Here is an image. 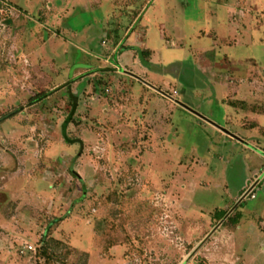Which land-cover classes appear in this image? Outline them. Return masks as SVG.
<instances>
[{
	"label": "rangeland",
	"instance_id": "374dc122",
	"mask_svg": "<svg viewBox=\"0 0 264 264\" xmlns=\"http://www.w3.org/2000/svg\"><path fill=\"white\" fill-rule=\"evenodd\" d=\"M1 1L0 264H264V0Z\"/></svg>",
	"mask_w": 264,
	"mask_h": 264
},
{
	"label": "crops",
	"instance_id": "0c3cea01",
	"mask_svg": "<svg viewBox=\"0 0 264 264\" xmlns=\"http://www.w3.org/2000/svg\"><path fill=\"white\" fill-rule=\"evenodd\" d=\"M102 1V0H101ZM219 3L220 2H217L215 5V7L213 8L214 10H216L215 12H216V14H215V12L212 10V9H210V13L211 14H215L214 16H213V21L215 22V20H216V23H218V24H221V23H225V25H224V30L226 31V30H228L229 29V26H231L230 25V23H228L229 21H232V19L230 18V17H228V15H230V13L229 14H227L226 12L228 11V8H227V5L228 4H223V5H219ZM228 6H231L230 4L228 5ZM224 9V10H223ZM206 12V11H205ZM105 13V12H104ZM138 16V15H137ZM139 18V16L138 17H135V19H134V21L136 22V20ZM187 22H189V23H192V24H194V20H192V19H187L186 20ZM212 21V22H213ZM208 22H210V21H208ZM143 25H144V23H143ZM145 26V25H144ZM207 26H213L214 27V29L216 30V31H218V28L215 26V24L214 25H210V23H207ZM148 26L146 25V28H144L143 30L145 31V29H148L147 28ZM209 29H211V28H209ZM150 31H152V29L150 30ZM142 36V35H141ZM139 34L137 35V41H134L133 43H131V44H126L125 45V51L123 52L124 54H123V57H122V59L124 60V61H126V62H130V63H132L133 61H134V59H133V55H136V58H137V60L139 61V63H140V65L143 67V62L141 61V59H139L138 57H139V55L137 54V51H136V48H139V42H141V44L143 45V46H145V44L147 43V41H144V40H142L140 37H141ZM141 39V40H140ZM142 45H140V48H141V46ZM146 45H148V43L146 44ZM146 47V46H145ZM147 48H150V47H148L147 46ZM135 52V54H134V52ZM151 50H152V48H151ZM134 63V62H133ZM147 71V70H146ZM133 72V71H132ZM133 73H135V72H133ZM136 74V73H135ZM139 78V77H138ZM229 114V113H228ZM214 126H216V123H214ZM218 127V126H217ZM219 128V127H218ZM224 132H228V130L229 129H224V127H220ZM3 207H1L0 206V211H1V209H2ZM1 225V224H0ZM5 244V243H4Z\"/></svg>",
	"mask_w": 264,
	"mask_h": 264
},
{
	"label": "trees",
	"instance_id": "16d2710c",
	"mask_svg": "<svg viewBox=\"0 0 264 264\" xmlns=\"http://www.w3.org/2000/svg\"><path fill=\"white\" fill-rule=\"evenodd\" d=\"M136 51H137V54L139 55L141 61L144 63V65L148 66V67H151V64L150 62L146 59V54L149 53V50L147 49H141V48H136ZM153 67V66H152ZM45 96H47V93L43 92V93H40L37 97L35 98H32V101L31 102H35V101H39L41 100L42 98H44ZM70 121V118H67L66 121L63 123V130H62V133H63V136H65V141L66 142H70V139L66 137V131H65V128H66V125L67 123ZM67 139V140H66ZM234 209V208H233ZM232 209V210H233ZM231 210V211H232ZM230 211V212H231ZM230 215V213L228 214ZM227 215V216H228Z\"/></svg>",
	"mask_w": 264,
	"mask_h": 264
},
{
	"label": "built area",
	"instance_id": "2783aa9c",
	"mask_svg": "<svg viewBox=\"0 0 264 264\" xmlns=\"http://www.w3.org/2000/svg\"><path fill=\"white\" fill-rule=\"evenodd\" d=\"M3 7L6 8L5 4L0 0V13H4L3 12ZM255 197V193H253V198Z\"/></svg>",
	"mask_w": 264,
	"mask_h": 264
}]
</instances>
